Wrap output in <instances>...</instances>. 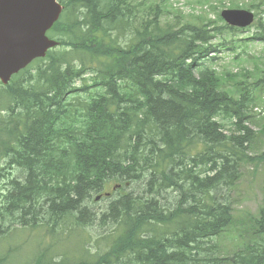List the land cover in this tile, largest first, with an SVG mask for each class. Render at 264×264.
<instances>
[{
	"label": "trees",
	"instance_id": "trees-1",
	"mask_svg": "<svg viewBox=\"0 0 264 264\" xmlns=\"http://www.w3.org/2000/svg\"><path fill=\"white\" fill-rule=\"evenodd\" d=\"M58 1L47 34L59 47L0 81V177L7 166L21 173L0 191V228L10 216L52 238L23 264H264V191L242 247L221 256L214 241L233 222L222 189L242 163L264 164V150L248 154L246 82L235 95L204 66L217 52L210 40L238 29H209L202 16L161 25L153 0ZM243 7L264 42V0ZM142 178L141 194L128 190ZM97 195L109 198L100 213L86 205ZM94 222L103 230L91 251Z\"/></svg>",
	"mask_w": 264,
	"mask_h": 264
},
{
	"label": "rangeland",
	"instance_id": "rangeland-1",
	"mask_svg": "<svg viewBox=\"0 0 264 264\" xmlns=\"http://www.w3.org/2000/svg\"><path fill=\"white\" fill-rule=\"evenodd\" d=\"M153 3H159L163 10L159 17L161 25L176 23V16H180V21H196L197 17L202 16L207 22L211 20L214 24L209 25V29L213 26L224 24L220 18V11L223 8L230 7L231 3L237 4L242 8L250 3V0H153ZM147 17L153 18L152 15ZM258 18L264 23V13L258 14ZM255 34L253 25L235 30L234 32H222L214 36L211 40V47L216 48L217 52L205 62V67L214 69L220 77V87L228 89L235 95L236 82L245 81L248 86L249 97H251L253 106L248 112L251 118L246 125L256 133L255 138L249 145L248 154L252 157L264 150V135L261 130L264 129V42L252 38ZM120 43H124L123 37L119 38ZM59 47V46H57ZM229 74L231 78L226 75ZM83 83L77 81V85ZM93 88L89 87L88 90ZM81 93V92H80ZM83 95V93H81ZM243 136V134H241ZM4 166V160L0 158V168ZM11 172V173H8ZM4 177H0V191L4 190V186L10 182L11 178L21 177L20 170H8V166L4 171ZM263 173L264 164L259 162H245L240 166V178L232 189L223 188L221 194L227 197L232 208L233 222L223 233H221L214 241L217 244V252L221 256L231 255L234 251L241 248L243 243L250 236L248 231L251 226L252 217H257L258 209L263 205ZM20 178L18 181H21ZM145 188V178L138 180L128 187L137 194ZM112 190V184L105 187V192ZM116 194V193H115ZM114 194V195H115ZM143 194V193H142ZM166 197L173 199L171 194H164ZM163 197V196H162ZM164 198V197H163ZM103 197L99 200H91L86 203L92 210L100 213L105 210L109 200ZM167 199V198H165ZM168 200V199H167ZM3 206V199L0 196V208ZM87 206V207H88ZM88 207V208H89ZM13 217L8 216L1 223L0 228V256L8 254L10 247L17 251L12 253L9 264H23V259H28L32 253L37 251L39 239L42 237V245L48 244L52 238L44 236L41 230L20 229ZM12 223V226L10 224ZM89 232L92 237L91 251H95L94 240L97 233L103 230L95 225L89 226ZM16 229V230H15ZM2 233V234H1ZM7 233V234H6ZM9 233V234H8ZM4 235V236H3ZM75 238L71 242L68 240L61 245L63 250L69 249ZM21 242L24 245L18 246ZM26 242V243H25Z\"/></svg>",
	"mask_w": 264,
	"mask_h": 264
},
{
	"label": "water",
	"instance_id": "water-1",
	"mask_svg": "<svg viewBox=\"0 0 264 264\" xmlns=\"http://www.w3.org/2000/svg\"><path fill=\"white\" fill-rule=\"evenodd\" d=\"M62 8L58 0H0L2 83H7L11 75L35 58L44 57L49 48L58 44L46 31L59 18ZM220 16L228 25L240 28L254 20L253 12L246 9L225 8Z\"/></svg>",
	"mask_w": 264,
	"mask_h": 264
},
{
	"label": "bare ground",
	"instance_id": "bare-ground-1",
	"mask_svg": "<svg viewBox=\"0 0 264 264\" xmlns=\"http://www.w3.org/2000/svg\"><path fill=\"white\" fill-rule=\"evenodd\" d=\"M231 225V224H230ZM217 238V237H216Z\"/></svg>",
	"mask_w": 264,
	"mask_h": 264
},
{
	"label": "flooded vegetation",
	"instance_id": "flooded-vegetation-1",
	"mask_svg": "<svg viewBox=\"0 0 264 264\" xmlns=\"http://www.w3.org/2000/svg\"><path fill=\"white\" fill-rule=\"evenodd\" d=\"M4 188H5V186H4Z\"/></svg>",
	"mask_w": 264,
	"mask_h": 264
}]
</instances>
